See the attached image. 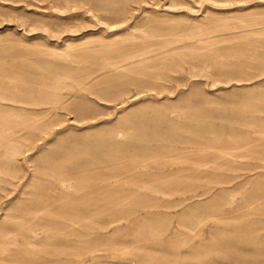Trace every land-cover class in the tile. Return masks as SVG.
<instances>
[{"label": "rangeland", "instance_id": "1", "mask_svg": "<svg viewBox=\"0 0 264 264\" xmlns=\"http://www.w3.org/2000/svg\"><path fill=\"white\" fill-rule=\"evenodd\" d=\"M0 264H264V0H0Z\"/></svg>", "mask_w": 264, "mask_h": 264}]
</instances>
